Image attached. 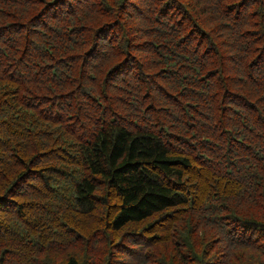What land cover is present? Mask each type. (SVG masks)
Wrapping results in <instances>:
<instances>
[{"label": "trees", "instance_id": "16d2710c", "mask_svg": "<svg viewBox=\"0 0 264 264\" xmlns=\"http://www.w3.org/2000/svg\"><path fill=\"white\" fill-rule=\"evenodd\" d=\"M0 264H264V0H0Z\"/></svg>", "mask_w": 264, "mask_h": 264}]
</instances>
